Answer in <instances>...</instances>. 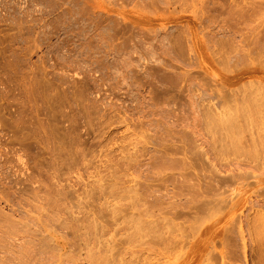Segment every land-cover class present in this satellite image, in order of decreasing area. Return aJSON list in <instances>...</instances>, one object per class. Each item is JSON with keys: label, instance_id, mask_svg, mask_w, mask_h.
<instances>
[{"label": "rangeland", "instance_id": "1", "mask_svg": "<svg viewBox=\"0 0 264 264\" xmlns=\"http://www.w3.org/2000/svg\"><path fill=\"white\" fill-rule=\"evenodd\" d=\"M140 1L141 0H0V161L5 164H7L6 161L8 162V166L0 162V179L1 181H4H0V211L3 209L7 213L13 214L12 209L17 208L16 214L14 213V218L25 224L23 229H18L17 232L10 234L12 237L10 235L8 237H11V242H14L15 247L18 246L19 249L21 242L25 244L27 242L26 239H29L27 231H33L38 227L37 218H40V223L48 221H45V213L48 209H46V207L38 208L41 205L40 200L42 201V199L38 200V198H35L32 195H34L35 192H37L38 195H44L48 191L53 192L57 188V180L52 176L51 172L53 171H50L53 170L51 169L52 165H48L53 164V160L52 157L50 158L51 155L47 153V151L52 148L53 144H55L51 139L52 135H50V129L53 128L50 125L53 124L56 128L58 126L59 129H62H60V131L65 135L67 140L64 137L63 138L68 144L75 143L76 141L74 142L73 140L78 138L75 140L79 141V145L81 143L80 141H83L82 139L84 138L85 143L82 142L84 144H82L81 148H85L86 151L91 150L92 153L95 150L98 154L103 152V155L114 145L117 149L120 146L119 143H121V145H130L134 139L138 141L140 140L139 143H137L139 144L138 146L142 145L140 148L143 147V144H146V141H149V143L153 142L152 144H147L151 148H154L155 146L160 145L162 140L163 142H167V139L171 140L172 138L175 140L184 139L189 145L186 155H191V151H194L195 153L198 151L199 153L200 150L202 151L204 149V153L206 151V153L210 154V157L213 156L211 154H214L215 156L218 153L219 164L216 169H219L216 171L217 174L225 175L231 171L229 169H236V171L232 170L234 174L241 170L245 174L241 173L242 176H236L238 180H236V178L234 184L222 189L223 192L225 191L223 193V196L225 195V200L218 202L214 201L216 204H211L213 206H209L210 208L206 210L207 213L203 215L200 214L199 216H191L189 219L185 218L184 220L178 218L181 219L179 220V222L182 221L181 224L175 219V221L179 223L178 225H181V230L176 224V228L173 227L174 225L170 227L172 231L174 229V232H179L184 229L182 232L186 233L185 235L187 239L198 238L197 242H199L200 245L189 256H185V258H182V256L188 250V244L184 248H175L173 250L159 248V250L161 249L160 251H162L159 252L162 254H158V250L154 249V247L157 248V245H154L153 243L155 232L148 228L146 223L147 216L144 217L145 220L141 219L139 222L140 219L135 221L134 219L136 218L130 217L129 214L122 216L116 222H113L108 226L106 230L107 232L105 233L103 231L105 234L101 232V234L96 235L97 233L92 231L95 225L93 224L94 226L92 228L90 224L92 229H89V227H86L85 225L87 222L83 224L85 226L80 225V227L85 229L87 233L84 232L85 230L83 231V229L81 231V228L77 225V227L74 226L73 229H58L57 231L52 232V235L49 238L50 240H48L49 244H47L46 240H43L40 244V239H46V237L43 234L37 233L35 236L37 237L35 242H33L34 240L29 239L31 242L28 241L26 243L27 246L29 245L28 247L30 251H35L36 249L45 252L49 250L48 255H50L51 259L49 256L48 257L52 264H156L155 262L158 260H163L162 262H164V264H264V216L262 215V212H264V53L259 51V45L258 50L255 45L256 42L253 43L254 48L251 46L252 49L250 48V45L252 44L249 46L247 45L248 43L246 45L244 44L245 40L247 41L249 38L250 41V38H252L251 36L254 35H252L254 30L250 31L252 32L250 36L248 34L249 31L246 30H251L255 25V33L259 32V35H262L260 32H264L263 30L259 29L261 31L258 30V32H256V30L259 26L257 24L261 23V27L264 25V19H262V17L264 18V15L261 17L256 15L261 13H256L255 15L257 17L254 15V21L251 20L253 24L251 21L246 23V21H243V19L238 16L240 17L239 21L241 20L239 22L237 20L238 17L234 15L236 12L233 11L234 13L232 15H234V17L231 15L232 12L229 13L230 9H233L230 4L232 0H229L230 2L222 0L224 3L227 2V5H225L227 9L223 6L218 8V10L216 9V11L212 10L214 12L210 10L209 12L212 13H206L207 18L205 17L204 19L202 16V18L198 20L193 11L196 9L195 6L198 7L197 5H193L194 3L196 4V2H193L194 0H191L193 2H191L192 4H190V0H184L182 5L179 3V1L181 2L182 0H179L178 2L176 1V4L167 1L169 6L167 2L164 3L165 1H161V4L160 0H158L159 3L155 0L157 5H154V3H156L154 1H152V4L150 5L151 0L149 2L146 0L148 2L146 3L147 6L145 0L143 3ZM218 1L221 2V0ZM121 3H123V5ZM95 4L97 6H94ZM262 12H264V9ZM182 15L191 16L197 21L195 24L193 22L189 23V25L193 27L194 34L186 26V19L180 21L179 17ZM212 17H214L216 21ZM233 18H235V20ZM238 23L239 25H236ZM230 24L231 26H229ZM247 25L248 27H251V29L247 28L245 30ZM228 27H230V32L228 31ZM221 28L222 30L220 31ZM262 28H264V26ZM235 30L237 31L236 33L234 32ZM223 31H225L226 34ZM151 33L156 34V36ZM241 33L245 35L242 36ZM259 35L257 38L255 37L256 35L253 36L256 38L255 41L259 38L260 41L263 39L262 36ZM144 37H146V39H144ZM217 38H220V40H217ZM150 39L151 41H149ZM171 39L174 43L171 42ZM211 39H213L214 42L217 41L216 44H214ZM253 39L254 38H252V40ZM193 40H195V43ZM258 42L259 41H257V43ZM263 46L264 41L262 47ZM263 49L264 48L261 50ZM203 88L208 91H205V89L202 90ZM230 89L233 93H231ZM204 91L206 93L208 92V95H206ZM218 92L219 94H223L224 92V94L227 95V104L218 101ZM194 93L195 96L197 95L196 98L199 97L198 95L203 97L209 96L206 99L202 97L204 101L199 97L200 101L202 100L205 105L209 102L208 99L213 100L212 97H215L214 101L217 100V102L215 101L217 104L216 108L218 107L217 109H220L219 111L223 112L220 114L218 113L219 115H216L217 113L209 114L205 111L206 108L204 110L205 105L204 107L199 103L198 105H191L193 101L196 102L195 97L193 96ZM200 93H204L205 96ZM238 93L241 95V98L237 95ZM77 94L80 95V98ZM156 96H160L158 97L159 99H157ZM228 96L231 98L230 101ZM74 97L80 101L77 99L75 100ZM235 98H240L241 100H234ZM89 99L92 100L90 101ZM155 99L158 103H155ZM75 101L76 104L74 103ZM164 101L165 104L163 103ZM84 102L87 103L85 104ZM219 102L222 104V108L224 107L223 109L220 107V104L218 105ZM5 104H8L9 106H6ZM124 108L126 109L125 113ZM87 110L90 111V113ZM98 110H101V112ZM129 110H131V112H129ZM36 111L38 113L40 112L42 116L40 115V118L35 119L33 122L30 120L29 116L33 115L32 113H37ZM18 112L20 113L18 114ZM74 113L77 114L78 117ZM88 113L90 116H88ZM53 114L54 117L56 116L57 118H54ZM51 115L52 117H50ZM2 116L3 118H1ZM62 116L64 119H62ZM128 116V119L131 122L134 119L135 121L138 119L139 121H148L152 119L153 122L157 123L152 125H155V128L146 124L147 130L142 126H136V128L134 127L133 129L131 127H133L134 124L132 126V124L128 122L129 120H125ZM4 121L5 123L3 124ZM125 121L128 122V125ZM18 122H20V124ZM72 123L74 124L72 125ZM82 123H84V125ZM129 123L131 124V127L128 131ZM38 125L45 126H43L47 132V134L45 132V136L48 138L50 137V139L47 138L49 143L52 141L50 144L43 145L42 149L40 148L42 147L41 145L37 146L38 143L34 142L30 144L33 141L29 143L25 138V134L30 133L29 130L31 128L32 130H35ZM100 125L102 126L100 127ZM99 127L100 129H98ZM3 128H7V130ZM93 129L97 133L101 132V130H103V133L105 130H110L105 133L107 136L112 133V136L116 138L114 139L116 142L112 141L114 144H111L112 142L107 141L108 147L107 144L105 146L101 145V149L100 146L97 147V145L87 147L89 143L87 144L86 139L88 138L85 137H90L89 140H92L93 135L95 136L94 133H96ZM65 130L69 132L66 133ZM72 130L74 131L72 132ZM132 130H135V133ZM74 132L76 134H74ZM194 133L195 135H192ZM149 134L150 136H153L150 137ZM104 135L103 137L106 136ZM135 135H137V137ZM252 135L254 136L253 138L251 137ZM68 136H73L75 138L71 140ZM254 138L256 140L258 139V143L259 140L262 143L260 142L261 144L259 143L260 145L257 146ZM21 139L23 141H20ZM136 140H134V143H136ZM178 142L180 143V141ZM154 143L155 145H153ZM254 143L255 145H253ZM194 145L197 146L194 147ZM26 146L30 148L28 149ZM44 146L46 150H44ZM1 147L3 148V151ZM103 147L106 149L111 148L106 150ZM114 147L113 149H115ZM129 147L132 146L130 145ZM196 147H199L200 149H196ZM35 149L40 151L41 155L38 154ZM208 149H211V151ZM101 150L103 151L101 152ZM31 151L33 152L31 153ZM212 151H215L216 154ZM116 152L119 153L120 151L118 152L117 150ZM206 153L205 155H208ZM149 154L145 155V157L148 156L147 158H149ZM177 155H174V159H163V161L160 159L161 161L157 160V162H159V164L163 162L165 163V166L179 165L182 158H185V155L183 153H178ZM38 156L39 158H37ZM73 156L77 158L79 153L72 155V157ZM30 157L33 160H30ZM106 157L107 156L103 158L106 159ZM143 157L144 156L141 158ZM36 163L40 164L42 167ZM204 163L201 164L202 166L198 165L196 167L197 171L198 168H200V172L203 171L202 173H207V171L212 170L206 159H204ZM1 164L5 166L3 167ZM147 165H145V169ZM236 166H239V170ZM2 167L3 169L7 167L9 168L8 170L5 169L3 171V169H1ZM48 168L49 173L47 171ZM145 169H140L134 173L138 180L141 178L142 181H145ZM76 170L75 173L72 171L73 173L70 172L72 174L69 173L70 175H67L72 176V182L79 181V179H76ZM164 171L163 174H167L168 176L171 173V181L169 180L164 187L159 185L153 186L155 190L149 189V192H147L148 194H151L150 196L146 195L147 193H144L143 198H145L147 203H152V205L153 203H155V205L161 203L162 206L166 207L177 202H189L188 204H191L193 203L191 200H195L199 197L196 196L194 191L196 186H190V182L195 183L198 181L189 177L191 175L186 173L187 169L184 171V169L180 170L174 168L173 170L170 168L164 169ZM192 171L193 169L191 168L188 172L190 173ZM211 172L212 171H209L208 173L210 174ZM6 173L9 174L7 175ZM119 173L118 175L121 177L125 176L124 171ZM147 173L148 172H146V174ZM237 173L240 174V172ZM17 175L21 177L20 180ZM48 175H51L54 181L53 179L50 180L49 178L52 177H48ZM12 176L15 178L13 179ZM25 178H27V180ZM29 178L32 183L29 182ZM189 179L192 180L189 181ZM19 181H23V183H20ZM24 181L25 185H23ZM65 181L66 182L63 180L62 182L67 183L68 181L67 184H69V182L71 183L69 180ZM21 184L28 189V194L26 192L21 194L22 196L18 195V189V192H20L21 189H24ZM176 184L182 185V187L180 186L181 188L186 184L183 188L184 191L183 196L181 195L182 198L181 196L176 199L172 197V190H176L175 188H177L175 187ZM50 185L55 189L52 186L49 187ZM195 185H198V183H195ZM33 186L37 187L36 190ZM38 186L40 187L39 190L41 189L40 191L38 190ZM46 186L48 187L44 189ZM78 186L79 185H77V187ZM199 186L200 185H198V187ZM47 189H51L52 191ZM153 194L155 197H153ZM21 198H24L27 203L21 202L20 205H18ZM128 201L129 199L127 197L124 202ZM143 202L145 203V201ZM142 206L144 207V204H142ZM155 207L153 208V211ZM26 211L28 214H24ZM153 214L154 212H149V215ZM23 216L24 218H22ZM148 219H150V216H148ZM48 222L51 223L52 221ZM183 222L184 227L182 228ZM54 223L58 224L59 222L55 221ZM88 224L89 222L87 225ZM240 224H243L241 228L244 230L243 234L246 237L243 240L241 239L242 234L239 232ZM0 225L4 228L11 226L10 221L4 220L1 212ZM177 227L179 230L175 231ZM200 227L203 228L202 234H199L200 232L198 233V228ZM75 229H77V231ZM72 230H75V234H77L76 232H78V230L80 233L83 232L86 233V235L88 234L89 239L86 235H81L84 237L81 238L79 232L77 236H74V231ZM95 230L98 231L97 229ZM99 231L101 230L99 229ZM92 233H94V235ZM102 233L104 236H101ZM95 235L99 240L101 238L102 241L105 239L104 243L106 242V245L109 244V246H111L108 247V245H105V248H101L104 243L97 240L94 237ZM26 236L27 238H25ZM99 236H101V238ZM85 237L88 239L89 243L87 240V242H84ZM8 240L9 239L6 241ZM245 240L246 244H244ZM50 244L56 246H54L56 250L53 248L56 252L50 251ZM197 244L198 243H196V245ZM149 246L154 247L152 248ZM31 247L34 248L32 249ZM113 247L116 249H113ZM110 248H112V250H110ZM3 250L5 253L9 252L10 255L12 253V249L9 247ZM4 252L3 254L6 256L7 254ZM51 253L54 255L52 256ZM52 257L58 262L54 263ZM158 257L159 259H157ZM25 260L26 262L24 261V263L26 264L28 261L26 257ZM46 263L49 262L46 260L45 264ZM8 264L10 263L8 262ZM33 264H36V262H33Z\"/></svg>", "mask_w": 264, "mask_h": 264}, {"label": "bare ground", "instance_id": "2", "mask_svg": "<svg viewBox=\"0 0 264 264\" xmlns=\"http://www.w3.org/2000/svg\"><path fill=\"white\" fill-rule=\"evenodd\" d=\"M138 1V0H137ZM143 1L144 0H141L140 2H142L143 3ZM148 2L150 1V0H147ZM146 0H145V4L146 3H148ZM152 1H154V2H156V1H158V0H151L150 2V5L152 4ZM161 1L163 2V1H165L164 3H166L167 1L169 2H171V3H175L176 1L178 2L179 0H160V3H161ZM185 1H188V0H185ZM193 1V0H192ZM191 0H190V4H192L193 2H196V4L194 3L193 5H197L198 7H196L195 6V8L197 9H195V10H193L194 11V14H195V16H196V18L199 20V19H201L202 18V16L204 17V19H205V17L207 18V14H210V13H212V12H214V11H212V10H215L216 11V9L218 10V8H221V7H225V5H227V2H230L229 0H226L227 2L226 3H224V2H222V0H221V2H219L218 0H198V2H197V0L195 1H193L192 2ZM167 2V3H168ZM182 2H184V0H182L181 2L179 1V3H181L180 5H182ZM192 2V3H191ZM158 3H159V1H158ZM173 3V4H174ZM186 3V2H185ZM122 5H123V3H121ZM144 4V5H145ZM157 5V2L156 3H154V5ZM162 4V3H161ZM172 4V5H173ZM176 4V3H175ZM178 4V3H177ZM199 4V5H198ZM230 4H231V8H233V9H230ZM229 4V9H230V11H229V13L230 12H232L231 13V15L234 13V12H236V14L234 13V15H236L237 17L238 16H240L242 19H243V21H246V23H249V21H254L253 20V16L256 14V13H261V14H256L257 16L259 15V16H261L262 17V15H264V12H262L263 11V9H264V0H232V2ZM144 5H143V7H144ZM158 5H160V4H158ZM167 5V4H166ZM94 6H97L96 4L94 5ZM146 6H147V4H146ZM168 6H169V3H168ZM177 6V5H176ZM99 7V6H98ZM152 8H154V7H152ZM156 8V7H155ZM159 8V7H158ZM225 9H227L226 7H225ZM212 11V12H209V11ZM224 10V9H223ZM262 10V11H261ZM234 11V12H233ZM207 13V14H206ZM227 13V12H226ZM228 13V14H229ZM263 13V14H262ZM227 14V15H228ZM204 15H206V16H204ZM234 15H232L233 17H234ZM255 15V16H256ZM210 16V15H209ZM216 16V15H215ZM222 16V15H221ZM256 16V17H257ZM230 17V16H229ZM240 17H238L237 18V20L239 21V18ZM211 18V17H210ZM213 19H214V17H212ZM236 18V17H235ZM235 18H233L234 20H235ZM145 19V18H144ZM179 19H180V21H183L184 19H186V21H187V27H188V29H190L191 30V32L194 34V32H193V27L191 26V25H189V23L191 22H193L194 24L197 22V21H195V19H193L191 16H180L179 17ZM223 19V18H222ZM226 19V18H225ZM257 19V18H256ZM259 19V18H258ZM262 19H264L263 17H262ZM147 20V19H146ZM203 20V19H202ZM201 20V21H202ZM212 20V19H211ZM215 20V19H214ZM231 20V19H230ZM259 20H261V19H259ZM216 21V20H215ZM221 21V20H220ZM225 21H227V20H225ZM241 21V20H240ZM239 21V22H240ZM252 21H251V23H252ZM203 22H204V20H203ZM203 22H202V24H203ZM206 22V21H205ZM208 22H209V20H208ZM218 22V21H217ZM237 22V21H236ZM258 22V21H257ZM260 22V21H259ZM262 22V21H261ZM223 23V22H222ZM245 23V22H244ZM200 24V23H199ZM205 24V23H204ZM217 24V23H216ZM253 24V23H252ZM252 24H251V27H252ZM263 24H264V22H263ZM185 25V24H184ZM218 25V24H217ZM236 25H239V23L238 24H236ZM235 25V26H236ZM250 25V24H249ZM255 25V24H254ZM257 25H261V23H259V24H257ZM178 26H180V25H178ZM207 26V25H206ZM228 26V25H227ZM227 26H225V27H227ZM229 26H231V24L229 25ZM258 26V28H257V30H256V32H258V30L259 29H261V30H263L264 31V28H262L264 25H262V27L260 26L259 27ZM224 27V26H223ZM234 27V26H233ZM237 27V26H236ZM251 27H248V25H247V27L245 28V30L247 29V28H249V29H251ZM255 28H256V25L254 26ZM254 27H252V29L251 30H246V31H249L248 32V34H249V36H250V34L252 33V32H250V31H253L254 30V32L252 33V35L254 34V35H256L255 37L257 38V36L259 35V32L258 33H255V29H254ZM232 28V27H231ZM238 28V27H237ZM151 29V28H150ZM227 29V28H226ZM153 30V29H152ZM215 30V29H214ZM222 30V28L220 29V31ZM230 30V27H228V31ZM238 30V29H237ZM242 30V29H241ZM261 30H259V31H261ZM184 31V30H183ZM186 31H188V30H186ZM232 31V30H231ZM245 31V32H246ZM147 32V31H146ZM169 32H170V30H169ZM225 34H226V32L225 31H223ZM230 32V31H229ZM233 32V31H232ZM235 33L237 32L236 30L234 31ZM140 33V32H139ZM157 33V32H156ZM210 33V32H209ZM214 33V32H213ZM224 33H223V37H224ZM234 33V34H235ZM244 33V32H243ZM262 35H259V36H262V38L263 39H261V41L263 40L264 41V32H260ZM151 34H154V33H151ZM158 34H160V33H158ZM165 34V33H164ZM238 34V33H237ZM242 34V33H241ZM142 35V34H141ZM144 35V34H143ZM155 36H156V34H154ZM187 35H188V33H187ZM245 35V34H244ZM243 34H242V36H244ZM253 35V36H254ZM159 36V35H158ZM157 36V37H158ZM162 36V35H161ZM168 36V35H167ZM167 36H165V37H167ZM180 36V35H179ZM214 36H215V34H214ZM222 36V35H221ZM226 36V35H225ZM241 36V37H242ZM253 36H251L252 38H254L253 40H252V38H250L251 40V42L249 41V38H248V42L245 40V45L247 44L248 46L250 45V44H252V45H250V48H251V46L254 48V42H256L255 43V45H256V47L258 48V45H259V48H260V50H259V48H258V50L259 51H262L263 53H264V49L263 50H261L262 48H264V46L262 47V45H263V41L261 42L260 41V38L257 40V41H259L258 43H260V44H258L257 43V41H255V37H253ZM163 37V36H162ZM178 37V36H177ZM176 37V38H177ZM227 37H229V36H227ZM234 37V36H233ZM237 37V36H236ZM246 37V36H245ZM140 38V37H139ZM174 38V37H173ZM180 38H181V36H180ZM212 38V37H211ZM144 39H146V37H144ZM152 39H154V38H152ZM167 39V38H166ZM185 39V38H184ZM214 40H216L215 38H213ZM213 39H211V40H213ZM220 40V38H217V40ZM222 39V38H221ZM148 40V39H147ZM156 40H157V38H156ZM159 40V39H158ZM174 40H175V38H174ZM177 40H179V39H177ZM214 40L212 41L214 44H216V42L217 41H215L214 42ZM228 40V39H227ZM230 40V39H229ZM149 41H151V39L149 40ZM155 41V40H154ZM163 41V40H162ZM176 41V40H175ZM181 41V40H180ZM183 41V40H182ZM141 42L143 43V41L141 40ZM159 42H160V40H159ZM171 42H173L172 41V39H171ZM193 42L195 43V40H193ZM224 42H225V40H224ZM241 42V41H240ZM152 43V42H151ZM150 43V44H151ZM156 43V42H155ZM174 43V42H173ZM177 43V42H176ZM219 43V42H218ZM236 43V42H235ZM234 43V44H235ZM152 44H154V43H152ZM157 44H159V43H157ZM171 44V43H170ZM220 44H222L221 42H220ZM230 44V43H229ZM160 45V44H159ZM168 45V44H167ZM219 45V44H218ZM156 46V45H155ZM165 46H166V44H165ZM172 46V45H171ZM220 46V45H219ZM222 46H223V44H222ZM221 46V47H222ZM261 46V47H260ZM151 47H152V45H151ZM163 47V46H162ZM167 47H169V46H167ZM230 47H231V45H230ZM255 47V48H256ZM250 48H248V49H250ZM252 49V48H251ZM256 82H259V81H256ZM73 86H76V85H73ZM82 86V85H81ZM207 86V85H206ZM74 88V87H73ZM76 88V87H75ZM82 88V87H81ZM85 88V87H84ZM206 88V87H205ZM205 88H203L202 90H204ZM210 88H212V87H210ZM87 89V88H86ZM215 89V88H214ZM214 89H213V92H214ZM201 90V91H202ZM219 90V89H218ZM231 90V89H230ZM89 91V90H88ZM205 91H208L207 89H205ZM204 91V92H205ZM234 91V90H233ZM235 91H236V89H235ZM68 92V91H67ZM70 92H72V91H70ZM161 92V91H160ZM165 92V91H164ZM163 92V93H164ZM225 92V91H224ZM224 92H223V94H221L222 93V91H221V93L219 94V92H218V94H217V96H218V101H221V103L222 102H225V104H227L228 102H227V95H225L224 94ZM237 92V91H236ZM81 93V92H80ZM79 93V94H80ZM92 93V92H91ZM157 93V92H156ZM155 93V94H156ZM206 93V92H205ZM208 93V92H207ZM206 93V95H208ZM210 93V92H209ZM231 93H233L232 92V90H231ZM71 94V93H70ZM159 94V93H158ZM162 94V93H161ZM200 94H202V95H204L205 96V94L204 93H200ZM211 94V93H210ZM215 94V93H214ZM78 95V94H77ZM77 95H75V96H77ZM86 95V94H85ZM85 95H84V97H85ZM213 95V94H212ZM230 95V94H229ZM234 95V94H233ZM239 97L241 96V95H239V93L237 94ZM80 95H78V97H79ZM82 96H83V94H82ZM82 96H81V98H82ZM193 96L195 97V101L196 102H192L191 103V105H198V103L200 104V105H202L203 107H204V99H202V97L203 96H201V95H198L199 97H200V99H202L201 101H200V99H199V97H197L198 98V100H197V98H196V96H195V93L193 94ZM216 96V97H217ZM220 96V97H219ZM231 96V95H230ZM237 96V97H238ZM245 96V95H244ZM107 97V96H106ZM150 97V96H149ZM157 97V96H156ZM158 97H160V96H158ZM157 97V99H159ZM180 97V96H179ZM193 97V98H194ZM207 97H209V96H206V97H203V98H207ZM210 97H212V96H210ZM229 97V96H228ZM233 97V96H232ZM236 97V98H237ZM48 98V97H47ZM64 98H66V97H64ZM69 98V97H68ZM75 98V100L77 99L76 97H74ZM73 98V99H74ZM80 98V97H79ZM92 98V97H91ZM95 98V97H94ZM151 98H152V96H151ZM162 98V97H161ZM213 98V100H210V99H208V103H207V105H205V107H204V110H205V108H206V112L207 113H209V114H215V113H217L216 115H219L221 112H223V111H219L220 109H217L216 108V106H217V104H216V102H217V100H215L214 101V98L215 97H212ZM230 98V97H229ZM234 99V100H241L240 98H238V99ZM245 98V97H244ZM39 99V98H38ZM51 99V98H50ZM71 99V98H70ZM85 99H87V98H85ZM93 99V98H92ZM91 99V100H92ZM113 99V98H112ZM169 99V98H168ZM217 99V98H216ZM242 99H243V95H242ZM77 100H79V99H77ZM90 100V99H89ZM90 100V101H91ZM94 100V99H93ZM101 100H103V99H101ZM105 100V99H104ZM156 100V99H155ZM155 100H154V102H155ZM167 100V99H166ZM170 100V99H169ZM173 100V99H172ZM178 100V99H177ZM226 100V101H225ZM231 100V98L229 99V101ZM233 100V101H234ZM238 100V101H239ZM246 100V99H245ZM244 100V101H245ZM48 101V100H47ZM65 101V100H64ZM72 101V100H71ZM80 101V100H79ZM96 101V100H95ZM113 101V100H112ZM159 101V100H158ZM168 101V100H167ZM174 101V100H173ZM201 103H200V102ZM243 101V100H242ZM44 102V101H43ZM51 102H52V100H51ZM51 102H50V104H51ZM78 102V101H77ZM83 102V101H82ZM82 102H80V103H82ZM104 102V101H103ZM115 102V101H114ZM151 102V101H150ZM176 102V101H175ZM206 102H207V100H206ZM19 103H21V102H19ZM29 103V102H28ZM27 103V104H28ZM75 104H76V101L74 102ZM79 103V102H78ZM85 103V102H84ZM87 103V102H86ZM85 103V104H86ZM94 103V102H93ZM112 103V102H111ZM153 103V102H152ZM151 103V104H152ZM155 103H158L157 102V100H156V102ZM154 103V104H155ZM164 104H165V101L163 102ZM236 103V102H235ZM49 104V103H48ZM56 104V103H55ZM69 104V103H68ZM96 104V103H95ZM100 104V103H99ZM116 104V103H115ZM119 104V103H118ZM121 104V103H120ZM150 104V103H149ZM163 104V105H164ZM176 104V103H175ZM179 104V103H178ZM220 104V102L218 103V105ZM2 105H3V103H2ZM6 105V104H5ZM8 105V104H7ZM6 105V106H7ZM38 105V104H37ZM45 105H47V104H45ZM64 105V104H63ZM62 105V106H63ZM81 105V104H80ZM91 105H92V103H91ZM103 105V104H102ZM112 105V104H111ZM162 105V106H163ZM199 105V106H200ZM4 106V105H3ZM9 106V105H8ZM32 106V105H31ZM42 106V105H41ZM41 106H40V108H41ZM50 106V105H49ZM58 106V105H57ZM65 106V105H64ZM74 106H76V105H74ZM87 106V105H86ZM90 106V105H89ZM94 106V105H93ZM150 106V105H149ZM173 106V105H172ZM181 106V105H180ZM53 107V106H52ZM56 107V106H55ZM66 107V106H65ZM85 107V106H84ZM100 107V106H99ZM151 107V106H150ZM166 107V106H165ZM168 107V106H167ZM220 107L222 108V104H220ZM18 108V107H17ZM16 108V109H17ZM20 108V107H19ZM36 108V107H35ZM59 108V107H58ZM62 108V107H61ZM64 108V107H63ZM97 108V107H96ZM152 108V107H151ZM169 108V107H168ZM224 108V107H223ZM222 108V109H223ZM2 109V108H1ZM4 109V108H3ZM6 109V108H5ZM22 109V108H21ZM52 109V108H51ZM56 109H57V107H56ZM79 109V108H78ZM84 109V108H83ZM113 109H114V107H113ZM125 109V108H124ZM217 109V110H216ZM9 110V109H8ZM12 110V109H11ZM14 110H15V108H14ZM32 110V109H31ZM44 110V109H43ZM50 110V109H49ZM54 110H55V108H54ZM63 110V109H62ZM72 110V109H71ZM80 110V109H79ZM92 110V109H91ZM95 110V109H94ZM166 110L168 111V109L166 108ZM170 110V109H169ZM4 111V110H3ZM34 111V110H33ZM40 111V110H39ZM53 111V110H52ZM57 111H58V109H57ZM88 111V110H87ZM87 111H86V113H87ZM98 111H100L101 112V110H98ZM125 111H126V109L124 110V113H125ZM152 111V110H151ZM154 111V110H153ZM173 111V110H172ZM176 111V110H175ZM219 111V112H218ZM37 112V111H36ZM45 112H46V110H45ZM61 112V111H60ZM64 112V111H63ZM81 112V111H80ZM89 113H90V111H88ZM96 112V111H95ZM105 112V111H104ZM129 112H131V110H129ZM150 112V111H149ZM3 113V112H2ZM20 112H18V114H19ZM40 113V112H39ZM38 112L37 113H32L33 115H30L29 116V118H30V120L31 121H35V119H39L40 118V115H41V113L39 114ZM47 113V112H46ZM62 113V112H61ZM60 113V114H61ZM78 113V112H77ZM84 113V112H83ZM89 113H88V116H90L89 115ZM156 113V112H155ZM170 113V112H169ZM168 113V114H169ZM219 113V114H218ZM49 114V113H48ZM51 114H52V112H51ZM54 114H55V111H54ZM54 114H53V117H54ZM64 114V113H63ZM66 114V113H65ZM75 114V113H74ZM79 114V113H78ZM93 114V113H92ZM100 114V113H99ZM130 114V113H129ZM147 114V113H146ZM150 114V113H149ZM158 114V113H157ZM174 114V113H173ZM6 115V114H5ZM15 115V114H14ZM57 115V114H56ZM59 115V114H58ZM67 115V114H66ZM76 116H77V114H75ZM134 115V114H133ZM132 115V116H133ZM151 115V114H150ZM149 115V116H150ZM154 115V114H153ZM152 115V116H153ZM42 116V115H41ZM48 116V115H47ZM65 116V115H64ZM80 116V115H79ZM86 116V115H85ZM144 116V115H143ZM146 116V115H145ZM148 116V117H149ZM6 117V116H5ZM25 117V116H24ZM46 117V116H45ZM50 117H52V115L50 116ZM56 117V116H55ZM54 117V118H55ZM78 117V116H77ZM84 117V116H83ZM94 117V116H93ZM99 117V116H98ZM137 117V116H136ZM139 117H141V116H139ZM154 117V116H153ZM180 117V116H179ZM1 118H3V116L1 117ZM14 118V117H13ZM12 118V119H13ZM23 118V117H22ZM48 118V117H47ZM57 118V117H56ZM69 118H70V116H69ZM91 118V117H90ZM89 118V119H90ZM94 118H96V117H94ZM129 118V116L128 117H126L125 118V120L127 119V120H129L128 119ZM150 118H152V117H150ZM181 118V117H180ZM6 119H7V117H6ZM5 119V120H6ZM9 119V118H8ZM15 119V118H14ZM16 119H17V117H16ZM19 119V118H18ZM52 119V118H51ZM62 119H64L63 118V116H62ZM73 119V118H72ZM71 119V120H72ZM81 119H82V117H81ZM87 119V118H86ZM130 119H132V118H130ZM134 119V118H133ZM146 119V118H145ZM154 119V118H153ZM2 120V119H1ZM11 120V119H10ZM20 120V119H19ZM25 120H26V118H25ZM25 120H23V121H25ZM70 120V121H71ZM80 120V119H79ZM102 120V119H101ZM105 120V119H104ZM143 120H144V118H143ZM157 120V119H156ZM8 121V120H7ZM22 121V120H21ZM43 121V120H42ZM47 121V120H46ZM59 121H60V119H59ZM67 121V120H66ZM68 121H69V119H68ZM73 121H74V119H73ZM87 121H88V119H87ZM155 121V120H154ZM30 122V121H29ZM28 122V123H29ZM54 122V121H53ZM104 122V121H103ZM102 122V123H103ZM122 122V121H121ZM124 122V121H123ZM127 121H125V123H126ZM128 122H130L131 124H132V126H133V124H134V126L133 127H131V124L129 123V127H128V131L130 130V127L131 128H133L134 129V127L136 128V126L138 127V126H142V127H145V129H146V126L147 125H149V126H152L153 124H155V123H157V122H153V120L151 119V120H148V121H142V120H140L139 121V119L137 120V121H135V119L131 122L130 120L128 121ZM128 122L126 123L127 125H128ZM5 123V121L3 122V124ZM11 123V122H10ZM14 123H16V122H14ZM19 124H20V122H18ZM54 123H56V122H54ZM63 123V122H62ZM66 123V122H65ZM70 123V122H69ZM85 123V122H84ZM84 123H82L83 125H84ZM90 123V122H89ZM38 124V123H37ZM36 124V125H37ZM51 124V123H50ZM49 124V125H50ZM74 123H72V125H73ZM100 124V123H99ZM147 124V125H146ZM13 125V124H12ZM31 125V124H30ZM63 125V124H62ZM81 125V124H80ZM90 125V124H89ZM92 125V124H91ZM94 125V124H93ZM145 125V126H144ZM157 125V124H156ZM7 126V125H6ZM24 126H26V125H24ZM39 126V127H38ZM36 128H35V130H32V128L29 130L30 131V133H27V134H25L26 135V140L30 143L31 141H33V142H31L30 144H32V143H38L37 144V146H39V145H41L42 147H40L41 149L43 148V145H47V144H50L52 141H54L55 142V144H53V146H52V148L49 150L48 148V150L49 151H47V153H49L51 156H50V158L52 157V160H53V164H48V165H52L51 166V169H53V170H50V171H53V172H51L52 173V176L54 177V178H56V180H57V182H56V180H55V182H56V186H57V188L55 189L52 185H50L49 187H53L55 190L53 191V192H47V193H43L44 195H38L37 194V192H35L34 193V195H32L33 197H35V198H38V200L39 199H42V201L40 200V202H41V205L38 207V208H42V207H46V209H48V211L45 213L46 214V219H45V221L46 220H48V221H52L51 223H49L48 221L47 222H44V223H40V218H37V225H38V227L37 228H35V230H33V231H27V233L29 234V239H31V240H34L33 242H35V240L37 239V237H35L36 236V234L37 233H40V234H43V235H45V237H46V239L45 238H43V239H40L41 240V242H40V244L43 242V240H46L47 241V244H49V241L48 240H50L49 238H50V236L52 235V232H54V231H57L58 229H65V228H71V229H73V227L74 226H79V228H81L80 227V225L81 226H85L86 225V227L88 226L89 227V229L91 228L90 227V224H91V226H92V228H93V226H94V230L92 229V231H95L96 233V235H99V234H101V232H107L106 230H107V227L108 226H110L113 222H116L119 218H121L122 216H124V215H126V214H129L130 215V217H132V218H136V219H134L135 221L137 220V219H140L139 220V222L141 221V219L142 220H145V218L144 217H146L147 216V219H146V223H147V226H148V228L150 229V230H152V231H154L155 232V239H154V241H153V243H154V245H157V248L156 247H154V249H156V250H158V252L161 250H159V248H162V249H166V250H169V249H171V250H173V249H175V248H184L187 244H188V250L185 252V254L182 256V258H185V256L187 257V256H189L193 251H195L196 249H197V247H199L200 245H199V242H197L198 241V238H192V239H187V237H186V233H183L182 231L184 230V229H182V231H179V232H174V229H173V231H172V229L170 228V227H172L173 225V227L174 228H176V224L178 225L179 223L181 224L182 223V221L181 222H179V220H181V219H189V217H191V216H199L200 214L201 215H203V214H205V213H207V211L206 210H208V208H210L211 206H213V205H211V204H216V203H214V201H223V200H225V195L223 196V193L225 192H223L222 191V189H224V187L225 188H227V187H230V185L231 184H234L236 181H235V179L237 178V177H239L240 175L242 176V174L241 173H244L242 170L241 171H237V172H240V174H238L237 172V174L235 175L233 172H232V170L234 171H236V169H229V170H231L230 172H232V173H227V174H225V175H219V174H217L216 173V171L219 169H216L217 168V165L219 164L218 163V153L216 154V152L215 151H212L213 153L215 152V156H214V154H211V155H213V156H211L210 157V154H208V153H206V151H205V153L206 154H208V155H205V153H204V150H202L203 151V154H204V156H203V154H202V151L200 150V152L198 153V151L195 153L194 151H191L190 152V154L191 155H189V154H187L186 155V151H188L187 150V148H189L188 146V144H187V142L184 140H181V139H178V140H175V139H167V142H163V140H162V142H160L161 144L160 145H158V146H155L154 148L152 147H150V146H148V144H152L153 142H150L149 143V141L147 142L146 141V144H143V147H141L140 148V146H142V145H140V146H138L139 144H137V143H139V141L138 140H136V139H134V140H136V143H134L135 141L133 140V142H132V144H130L132 147H129L130 145H126V144H124V145H121V143H119L120 144V146L118 147V145H117V149L115 148V149H113V147L109 150V149H106V148H104V149H106V150H109L106 154L104 153V155H103V150H101V152L102 153H99L98 154V152L96 153V150L94 151L95 152V154H94V152L92 153V151L91 150H85V148H81L82 147V144H84L85 142H84V138L82 139L83 141H80L81 143L78 145V143H79V141L78 140H75V139H78V138H75V137H70L71 136V134H70V136H68V137H70L71 138V140H73L74 138V142L75 143H77V144H75V143H73V144H68L66 141H65V135H63L62 133V131H60V129H59V127L57 126V128H56V126H54L53 124L52 125H50V126H52L53 128H51L50 130H51V134L50 135H52V141L49 143L48 141V139H50V137L48 138V137H46L45 135L47 134V132L45 131V126L43 127V126H40V125H38ZM46 126H48V125H46ZM68 126H70V125H68ZM102 125H100V127H101ZM125 126V125H124ZM9 127V126H8ZM16 127V126H15ZM73 127V126H72ZM79 127V126H78ZM83 127V126H82ZM92 127V126H91ZM97 127V126H96ZM100 127L98 128V129H100ZM152 127H154L155 128V125L154 126H152ZM23 128H25V127H23ZM64 128V127H63ZM67 128V127H66ZM76 128V127H75ZM84 128H85V126H84ZM141 128V127H140ZM150 128V127H149ZM148 128V129H149ZM3 129H6L7 130V128H3ZM16 129V128H15ZM20 129H21V127H20ZM19 129V130H20ZM34 129V128H33ZM87 129V128H86ZM95 129V128H94ZM93 129V130H94ZM103 129H105V128H103ZM127 129V128H126ZM153 129V128H152ZM9 130V129H8ZM18 130V129H17ZM25 130V129H24ZM27 130V131H28ZM47 130V129H46ZM62 130V129H61ZM66 130H68V129H66ZM65 130V131H66ZM71 130V129H70ZM75 130V129H74ZM74 130H72V132L74 131ZM92 130V129H91ZM147 130V129H146ZM150 130V129H149ZM11 131V130H10ZM81 131V130H80ZM95 131V130H94ZM107 131H110V130H107ZM107 131L105 130L104 131V133H103V130H101V132H99V133H97L96 131V133H94L95 134V136L93 135V139L91 140H89V138L90 137H85V138H88V139H86V142H87V144H88V146L87 147H89V146H96L97 145V147L98 146H100V149H101V145H106L107 144V147H108V142L107 141H109V142H112V141H115L114 139H116L114 136H112V133H110V134H108V136H107ZM134 133H135V130H132ZM131 131V132H132ZM21 132H26V131H21ZM20 132V133H21ZM45 132H46V134H45ZM67 132H69V131H66V133ZM71 132V133H72ZM78 132V131H77ZM106 132V133H105ZM112 132V131H111ZM137 132V131H136ZM11 133V132H10ZM12 133H14V132H12ZM85 133V132H84ZM128 133V132H127ZM148 133V132H147ZM196 133H197V131H196ZM23 134V133H22ZM65 134V133H64ZM74 134H76L75 132H74ZM80 134V133H79ZM106 136H105V135ZM253 134V133H252ZM78 135V134H77ZM86 135V134H85ZM90 135V134H89ZM103 135L105 136V137H103ZM132 135H133V133H132ZM152 135V134H151ZM192 135H195V133L194 134H192ZM14 136V135H13ZM83 136V135H82ZM91 136V135H90ZM101 136V137H100ZM127 136V135H126ZM129 136V135H128ZM136 137H137V135H135ZM148 136V135H147ZM146 136V137H147ZM149 136H150V134H149ZM153 136V135H152ZM152 136H150V137H152ZM12 137V136H11ZM65 139H64V138ZM95 137V138H94ZM124 137V136H123ZM131 137V136H130ZM192 137V136H191ZM195 137V136H194ZM252 138L254 137L253 135L251 136ZM9 138H10V136H9ZM24 138V137H23ZM22 138V139H23ZM48 138V139H47ZM102 138V139H101ZM17 139V138H16ZM20 139V138H19ZM20 140V141H23V140ZM80 139V138H79ZM120 139H121V137H120ZM152 139V138H151ZM155 139V138H154ZM191 139V138H190ZM255 139V138H254ZM10 140V139H9ZM13 140V139H12ZM67 140V139H66ZM70 140V141H71ZM119 140V139H118ZM149 140V139H148ZM196 140V139H195ZM195 140H194V142H195ZM256 140V139H255ZM254 140V141H255ZM258 140V139H257ZM255 141L256 143H257V146L258 145H260L262 142L259 140V143H258V141ZM19 141V142H20ZM78 141V142H77ZM178 141H180V143L178 142ZM182 141V142H181ZM10 142V141H9ZM17 142V141H16ZM26 142V141H25ZM66 142V143H65ZM69 142V141H68ZM82 142H84V143H82ZM116 142V141H115ZM142 142V141H141ZM144 142V141H143ZM155 142H157V141H155ZM189 142V141H188ZM191 142V141H190ZM193 142V143H194ZM18 143V142H17ZM28 143V144H29ZM130 143V142H129ZM145 143V142H144ZM148 143V144H147ZM4 144V143H3ZM75 144V145H74ZM111 144H114L113 142L111 143ZM116 144V143H115ZM118 144V143H117ZM123 144V143H122ZM190 144V143H189ZM196 144V143H195ZM1 145V144H0ZM20 145V144H19ZM153 145H155V143L153 144ZM152 145V146H153ZM253 145H255V143L253 144ZM4 146V145H3ZM7 146V145H6ZM22 146H24V145H22ZM49 146V145H48ZM48 146H46V147H48ZM80 146V147H79ZM190 146H191V144H190ZM195 146H197V145H194V147ZM16 147V146H15ZM26 147H28V146H26ZM32 147V146H31ZM35 147V146H34ZM84 147V146H83ZM2 148V147H1ZM9 148V147H8ZM12 148V147H11ZM10 148V149H11ZM20 148V147H19ZM30 147H28V149H29ZM50 148V147H49ZM91 148V147H90ZM93 148V147H92ZM200 149L199 147H196V149ZM5 149V148H4ZM18 149V148H17ZM31 149H33V148H31ZM100 149H98V150H100ZM190 149H192V148H190ZM196 149H195V151H196ZM16 150V149H15ZM21 150V149H20ZM25 150V149H24ZM36 150V149H35ZM34 150V151H35ZM40 150V149H39ZM44 150H46L45 149V146H44ZM93 150V149H92ZM118 150V152L119 153H117L116 151ZM209 151H211V149H208ZM2 151H3V148H2ZM9 151V150H8ZM8 151H6V152H8ZM12 151H14V150H12ZM17 151V150H16ZM21 151H23V150H21ZM21 151H20V153H21ZM27 151V150H26ZM29 151V150H28ZM91 151V152H90ZM30 152V151H29ZM33 151H31V153H32ZM36 152L38 153V154H40L41 155V153H40V151H37L36 150ZM116 152V153H115ZM194 152V153H193ZM9 153H10V151H9ZM13 153V152H12ZM16 153V152H15ZM45 153V152H44ZM43 153V154H44ZM76 153H79V156L77 157V158H75V156H73L72 157V155H76ZM111 153V154H110ZM149 153H151V154H149ZM178 153H183L184 155H185V158H182V160H181V163L179 164V165H176V166H165V163H163V162H161L160 164H159V162H157V160L158 161H163V159H174L175 157H174V155L176 156ZM211 153V152H210ZM7 154V153H6ZM19 154V153H18ZM28 154V153H27ZM149 154V158H147V157H145V155H148ZM202 154V155H201ZM103 155V156H102ZM8 156H9V154H8ZM11 156V155H10ZM12 156H14V155H12ZM24 156H25V154H24ZM30 156V155H29ZM105 156H107L106 157V159H104L105 158ZM142 156H144L143 158H145V159H143V158H141ZM178 156V155H177ZM203 156V157H202ZM35 157V156H34ZM48 157H49V155H48ZM104 157V158H103ZM7 158V157H6ZM11 158V157H10ZM13 158H15V157H13ZM23 158V157H22ZM31 158V157H30ZM37 158H39V156L37 157ZM42 158V157H41ZM40 158V159H41ZM46 158V157H45ZM17 159V158H16ZM25 159V158H24ZM23 159V160H24ZM28 159H29V157H28ZM39 159V160H40ZM161 159V160H160ZM204 159H206L207 160V162H208V164L210 165V168H212V170H209V171H212L210 174L208 173L209 171H207V173H202V172H200V168H198V171H197V169H196V167L199 165V166H202L201 164L202 163H204ZM9 160V159H8ZM15 160V159H14ZM18 160H19V158H18ZM30 160H33L32 158L30 159ZM29 160V161H30ZM35 160H37V159H35ZM42 160V159H41ZM48 161V160H47ZM1 162V161H0ZM20 162V161H19ZM23 162V161H22ZM32 162V161H31ZM40 162V161H39ZM43 162V161H42ZM202 162V163H201ZM1 163H3V162H1ZM6 163L7 164H5V163H3V164H5V165H7L8 166V162L6 161ZM41 163V162H40ZM44 163V162H43ZM150 163V164H149ZM156 163H158V164H156ZM205 163H206V161H205ZM204 163V164H205ZM9 164H11V163H9ZM14 164V163H13ZM18 164V163H17ZM26 164V163H25ZM30 164V163H29ZM34 164V163H33ZM37 164V163H36ZM79 164V165H78ZM148 164V165H147ZM203 164V165H204ZM2 165V164H1ZM4 165V166H5ZM19 165V164H18ZM28 165V164H27ZM37 165H40V164H37ZM36 165V166H37ZM45 165V164H44ZM79 166V169H78V166ZM80 165H81V167H80ZM145 165H147V167H146V169L144 168L145 167ZM194 165H196V166H194ZM3 166V165H2ZM3 166V167H4ZM11 166V165H10ZM9 166V167H10ZM13 166H15V165H13ZM12 166V167H13ZM23 166V165H22ZM21 166V167H22ZM31 166V165H30ZM41 166V165H40ZM1 167V166H0ZM3 167L1 168V169H3ZM9 167H7V168H4L3 169V171L5 170V169H7L8 170V168ZM39 167V166H38ZM42 167V166H41ZM49 167V166H48ZM229 167V166H228ZM15 168V167H14ZM28 168V167H27ZM26 168V169H27ZM45 168H47V167H45ZM146 170V172H148L147 174H146V172H145V181L143 180L142 181V179L141 178H139V180L137 179V176H135L136 174H134L136 171H139L140 169L141 170H144V169ZM170 168H172L173 170H174V168H176V169H180V170H182V169H184V171L187 169V172L186 173H188L189 175H191V176H189V177H191V178H193V179H196V181H198V182H195L196 184L198 183V185H200L199 187H198V185H195V183H192V182H190V186H196L195 187V189H194V191H195V194H196V196L198 197V198H196L195 196V200H191V202H193V203H191V204H188V203H179V202H177V203H172L171 205H169V206H166V207H164V206H162L161 205V203L159 204V205H155V203H153V205H152V203L151 204H149V203H147V201L145 200V198H143V196H144V193L146 194L147 192H149V189H153V190H155L154 188H153V186H155V185H159V186H162V187H164L165 185H167V182L170 180V174H169V176L167 175V174H163V172H165L164 171V169H170ZM182 168V169H181ZM193 169V171L192 172H188V171H190V169ZM209 168V169H210ZM223 168V167H222ZM236 168L239 170V166L237 167L236 166ZM35 169V168H34ZM77 169V170H76ZM195 169V170H194ZM201 169H203V168H201ZM206 169V168H205ZM226 169V168H225ZM243 169V168H242ZM18 170V169H17ZM75 170H76V173L77 174H75V175H77L76 176V179H79V181L78 180H76V181H78V182H72L71 180H72V176H67V175H70V174H72L73 172L72 171H74V173H75ZM207 170V169H206ZM228 170V171H229ZM23 171V170H22ZM21 171V172H22ZM40 171V170H39ZM39 171H37V172H39ZM43 171V170H42ZM45 171H46V169H45ZM47 171H48V173H49V168L47 169ZM121 171H124L125 173H124V177H121L120 175H118V173L119 172H121ZM183 171V172H184ZM1 172V171H0ZM14 172V171H13ZM20 172V171H19ZM70 172H72V173H70ZM182 172V173H183ZM204 172H206V171H204ZM219 172V171H218ZM40 173V172H39ZM47 173V174H48ZM70 173V174H69ZM3 174V173H2ZM7 174V173H6ZM9 174V173H8ZM7 174V175H8ZM15 174V173H14ZM25 174H26V171H25ZM46 174V173H45ZM119 174H121V173H119ZM141 174H143V173H141ZM185 174V173H184ZM184 174H183V176H184ZM245 174V173H244ZM244 174H243V176H244ZM75 175H74V177H75ZM122 175V174H121ZM144 175V174H143ZM187 175V174H186ZM239 175V176H238ZM3 176V175H2ZM6 176V175H5ZM9 176H11V175H9ZM18 176V175H17ZM29 176V175H28ZM34 176V175H33ZM51 176V175H50ZM49 175H48V177H50ZM51 176V177H52ZM85 176V177H84ZM126 176H128V177H126ZM237 176V177H236ZM4 177V176H3ZM6 177H8V176H6ZM5 177V178H6ZM19 177V176H18ZM32 177V176H31ZM35 177H36V174H35ZM34 177V178H35ZM47 177V178H48ZM53 177L52 178H49L50 180H52L53 179ZM172 177V176H171ZM235 177V178H234ZM11 178V177H10ZM12 178L14 179L15 177H13L12 176ZM20 178L21 177H19V180H20ZM28 178V177H27ZM27 178H25L26 180H27ZM85 178V179H84ZM143 178V177H142ZM186 178H188V177H186ZM241 178V177H240ZM3 179V178H2ZM9 179V178H8ZM32 179H33V177H32ZM39 179V178H38ZM37 179V180H38ZM48 179V180H49ZM4 180V179H3ZM6 180V179H5ZM34 180V179H33ZM46 180V179H45ZM64 180V182H66L65 180H69V181H71V183L69 182V184H67L68 183V181H67V183H64V182H62ZM188 180V179H187ZM192 180V179H191ZM190 179H189V181H191ZM236 180H238V178L236 179ZM240 180V179H239ZM0 181H1V179H0ZM43 181V180H42ZM47 181V180H46ZM45 181V182H46ZM53 181H54V179H53ZM53 181H51V182H53ZM142 181V182H141ZM171 181V180H170ZM188 181V182H189ZM1 182H4V181H1ZM6 182V181H5ZM10 182H12V181H10ZM20 183H23V181H19ZM29 182H31V180H30V178H29ZM62 182V183H61ZM183 182V181H182ZM13 183V182H12ZM16 183V182H15ZM17 183H18V181H17ZM32 183V182H31ZM40 183V182H39ZM241 183V182H240ZM4 184V183H3ZM8 184V183H7ZM11 184V183H10ZM26 184H27V182H26ZM49 184V183H48ZM51 184V183H50ZM239 184V183H238ZM6 185V184H5ZM4 185V186H5ZM22 185V184H21ZM23 185H25V181H24V184ZM22 185V187H24ZM45 185H47V184H45ZM77 185H79L78 187H77ZM177 185V186H176ZM175 185V187H177V188H175L176 190H172V197L173 198H179L181 195L183 196V191H184V187H185V185H184V187L183 188H181L182 187V185H180V184H176ZM9 186V185H8ZM14 186V185H13ZM12 186V187H13ZM16 186V185H15ZM35 186V185H34ZM33 186V187H34ZM181 186V187H180ZM227 186V187H226ZM19 187V186H18ZM30 187V186H29ZM48 186H46V187H44V189L45 188H47ZM3 188V187H2ZM10 188H11V186H10ZM30 188H32V187H30ZM29 188V189H30ZM36 188L37 187H34V189L36 190ZM39 186H38V190H39ZM159 188V187H158ZM8 189V188H7ZM13 189V188H12ZM17 189V188H16ZM44 189H42V190H44ZM52 189V188H51ZM51 189H47V190H51ZM1 190H3V189H1ZM27 188L26 187H24V189H21V191L20 192H18L19 191V189H18V191H17V193H18V195H20V196H22L21 194H24V193H26L27 192ZM34 190V191H35ZM37 190V191H38ZM41 190V189H40ZM39 190V191H40ZM14 191H15V187H14ZM33 191V192H34ZM52 191V190H51ZM30 192H31V190H30ZM29 192V193H30ZM45 192V191H44ZM15 193H16V191H15ZM20 193V194H19ZM40 193V192H39ZM27 194H28V192H27ZM32 194V193H31ZM146 195H151V194H146ZM154 195V194H153ZM19 196V197H20ZM182 196H181V198H182ZM128 197V199H129V201L128 202H124V200L126 199ZM153 197H155V195L153 196ZM144 199V200H143ZM190 199V198H189ZM28 200V199H27ZM143 201H145V203L143 202ZM190 201V200H189ZM21 202H23V203H27L25 200H24V198L22 199L21 198V201H19L18 203V205H20V203ZM142 204H144V207L142 206ZM211 205V206H210ZM156 206V207H155ZM210 206V207H209ZM215 206V205H214ZM155 207V209H154V211H153V208ZM20 209V208H19ZM18 209V210H19ZM13 210V214L12 213H7L6 211H4L3 209H2V211H0L1 213H2V215H3V218H4V220H8V221H10V224H11V226L10 227H8V228H4L3 226H1L0 225V251H2V252H0V264H8V262L10 263V264H23L24 263V261L26 262V260H25V257H26V259L29 261H27V263H31V264H33V262H36V264H45V262H46V260H47V262H49V263H46V264H52V262H50V259H51V257H50V255H48L49 253V250L48 251H40V250H36L35 249V251L34 250H32L34 247H31L32 249V251H30L29 250V245L27 246L26 245V243L29 241V242H31L29 239L27 240L26 239V243L25 244H23L22 242H21V245L19 246V249H18V246H16L15 247V243L14 242H11V237H12V235H10V234H13L14 232H17L18 231V229H23V227H24V223L22 222V221H19V220H16L15 218H14V213L16 214V211H17V208L15 209H12ZM157 210V211H156ZM154 212V214L153 215H149V212ZM156 211V212H155ZM24 214H28L27 213V211L26 212H24ZM67 214V215H66ZM64 215H66V216H64ZM262 215L264 216V212H262ZM21 216H22V214H21ZM25 216V215H24ZM24 216L22 217V218H24ZM28 216V215H27ZM148 216H150V219H148ZM35 218V217H34ZM178 218H181V219H178ZM175 219H177L178 220V222H176L175 221ZM38 220H39V222H38ZM55 221H57V222H59L58 224H55L54 222ZM186 221V220H185ZM184 221V222H185ZM85 222H89V224L87 225V223H85ZM184 222H183V225H182V228L184 227ZM85 223V225H83ZM94 224V225H93ZM76 226V227H77ZM179 226V225H178ZM241 226H243V224H240V233L242 234L241 235V239L243 240V239H245L246 237L244 236V234H243V232H244V230L241 228ZM181 227V225L179 226V228ZM170 228V229H169ZM179 228L177 227V229H175V231H177V230H179ZM78 229V228H77ZM77 229H75L76 231H77ZM82 229L83 228H81L80 230L82 231ZM95 229H97L98 231H99V229L101 230V231H96ZM27 230V229H26ZM75 230H72V231H74V236H77L78 235V232H79V234H80V236L81 235H83V236H85L86 235V233H87V231L85 230V229H83V231L84 232H86V233H83V232H81L80 233V231L78 230V232H76L77 234H75ZM180 230H181V228H180ZM91 231V230H90ZM91 231V232H92ZM26 232V231H25ZM103 232V233H104ZM200 232V233H199ZM202 232H203V228H198V233L199 234H202ZM73 233V232H72ZM102 233V235L101 236H104V234ZM93 235H94V233H92ZM11 236V237H8V236ZM96 235L94 236L95 238H96ZM27 236L25 237V238H27ZM83 236H81V238H84ZM88 236V234L86 235V237ZM101 236H99L100 238H101ZM242 236H243V238H242ZM48 237V238H47ZM86 237H85V241L84 242H87L88 241V239H89V236H88V239H86ZM195 237V236H194ZM7 239H9L8 241H6ZM91 239V238H90ZM97 239V238H96ZM102 239V238H101ZM99 240V238L97 239V240H99V241H102V240ZM15 240V239H14ZM19 240V239H18ZM22 240V239H21ZM83 240V239H82ZM81 240V241H82ZM87 240V241H86ZM105 240V239H104ZM104 240L102 241L103 243H104ZM20 242V241H19ZM245 243L244 244H246V240L244 241ZM18 243V242H17ZM88 243H89V241H88ZM87 243V244H88ZM102 243V244H103ZM106 243V242H105ZM103 244L102 246H101V248H105V245L106 244ZM146 243V242H145ZM196 243H198L197 245H196ZM30 244V243H29ZM19 245V244H18ZM108 245V247H110L109 246V244H107ZM106 245V246H107ZM145 245V244H144ZM143 245V246H144ZM152 245V244H151ZM11 246H13V247H11ZM30 246H31V244H30ZM53 245H49V247H50V251H54L53 250V248H54V246L52 247ZM115 246H116V244H115ZM7 247H9L10 249H12L11 250V255H10V253L9 252H4V250L3 249H6ZM36 247H37V245H36ZM56 247V246H55ZM117 247V246H116ZM148 247V246H147ZM149 247H152V246H149ZM152 247V248H153ZM205 248H207L206 246H204ZM16 248H17V250H16ZM145 248V247H144ZM55 250H56V248H54ZM113 249H116V248H114L113 247ZM14 250V251H13ZM110 250H112V248H110ZM119 250V249H118ZM156 250H154V251H156ZM170 250V251H171ZM185 250V249H184ZM6 251V250H5ZM120 251V250H119ZM177 251V250H176ZM180 251V250H179ZM178 251V252H179ZM3 252L5 253V254H9L8 255V257H7V255L5 256L4 254H3ZM33 252V253H32ZM54 252H56V251H54ZM160 252H162V251H160ZM158 253V254H162V253ZM2 253V254H1ZM164 253V252H163ZM56 254V253H55ZM223 254V253H222ZM51 255L53 256L54 254H52L51 253ZM156 255V254H155ZM178 255H179V253H178ZM29 256V257H28ZM31 256H33V257H31ZM50 257V259H49V257ZM213 256V255H212ZM222 256H224V255H222ZM28 257V258H27ZM48 257V258H47ZM160 257V256H159ZM159 257L157 258V259H159ZM215 257V256H214ZM30 258V259H29ZM45 258H46V260H45ZM22 259H24V260H22ZM54 259V257H52V261H54V263H57L58 261H56L55 259ZM49 260V261H48ZM183 260V259H182ZM23 261V262H22ZM33 261V262H32ZM38 261V262H37ZM56 261V262H55ZM158 261H160V260H158ZM158 261H156L155 263L156 264H164V262H162V261H160V262H158ZM26 263V264H27ZM169 263H171V262H169ZM227 263V262H226ZM25 264V263H24ZM58 264V263H57ZM172 264H174V263H172ZM177 264V263H176Z\"/></svg>", "mask_w": 264, "mask_h": 264}]
</instances>
